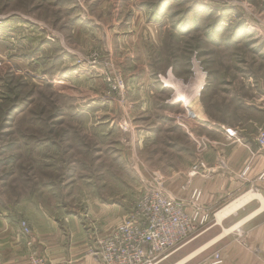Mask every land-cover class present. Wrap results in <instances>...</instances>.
<instances>
[{"label": "rangeland", "instance_id": "1", "mask_svg": "<svg viewBox=\"0 0 264 264\" xmlns=\"http://www.w3.org/2000/svg\"><path fill=\"white\" fill-rule=\"evenodd\" d=\"M192 71L211 114L227 91L249 98L246 80L264 79V0H0V215L40 205L63 235L112 228L103 239L153 177L168 193L169 168L191 162L169 128L197 96ZM207 215L157 264H220Z\"/></svg>", "mask_w": 264, "mask_h": 264}, {"label": "crops", "instance_id": "2", "mask_svg": "<svg viewBox=\"0 0 264 264\" xmlns=\"http://www.w3.org/2000/svg\"><path fill=\"white\" fill-rule=\"evenodd\" d=\"M197 79L200 83L192 88L197 96L180 104L169 128L171 133L179 128L188 141L186 146H190L188 152L181 144L174 154L182 159L191 156V162L169 168L165 179L169 196L189 203L192 190H200L198 205L214 218L210 229L219 230L213 245L221 252L220 264H264V155L256 141L258 131L264 129V79H258L255 85L251 79L246 80L249 98L227 91L230 107L214 114L203 108V97L211 90L204 74L192 71L187 86ZM32 207L33 212H18L21 216L1 213L0 264H29V252H35L46 264H99L98 242L112 228L95 238L65 236L60 223L51 219L44 208L35 204ZM19 218L34 230L31 247L19 233ZM200 254L183 263L189 264Z\"/></svg>", "mask_w": 264, "mask_h": 264}, {"label": "built area", "instance_id": "3", "mask_svg": "<svg viewBox=\"0 0 264 264\" xmlns=\"http://www.w3.org/2000/svg\"><path fill=\"white\" fill-rule=\"evenodd\" d=\"M256 141L264 155V129L258 131ZM152 179L135 201L132 215L101 239L100 264H157L205 227L208 215L197 206L198 192L193 191L190 203L185 204L164 191L163 178L156 175ZM19 233L31 247L34 233L25 221L19 223ZM27 258L29 264H46L35 252ZM214 258L220 263L218 255Z\"/></svg>", "mask_w": 264, "mask_h": 264}, {"label": "bare ground", "instance_id": "4", "mask_svg": "<svg viewBox=\"0 0 264 264\" xmlns=\"http://www.w3.org/2000/svg\"><path fill=\"white\" fill-rule=\"evenodd\" d=\"M58 84H60V83H58ZM61 84H62V83H61ZM179 97H180V96H178L177 99H179ZM181 101L184 102V98H183V96H182V98H181ZM195 172H197L196 169H193V173H195ZM193 191H194V192L196 191V192L199 193V196H198V198H197V206L199 207L198 204H199V199H200V196H201V192H200L199 189H193L192 192H193ZM192 192H191V194H192ZM191 194H190V197H189V203H190V201H191L190 199H191V197H192ZM199 208H200V207H199ZM202 212H203V211H202ZM204 213H207V212H204ZM207 214H208V213H207Z\"/></svg>", "mask_w": 264, "mask_h": 264}]
</instances>
